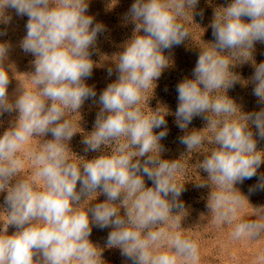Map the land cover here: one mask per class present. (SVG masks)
Segmentation results:
<instances>
[{"label": "clouds", "instance_id": "obj_1", "mask_svg": "<svg viewBox=\"0 0 264 264\" xmlns=\"http://www.w3.org/2000/svg\"><path fill=\"white\" fill-rule=\"evenodd\" d=\"M89 2L0 0V25L5 26L0 36L12 21L8 9L27 16L19 47L34 57V71L24 74L29 88L9 60L11 42H0V116L17 113L0 135L5 206L0 213L7 216L0 226V264H104L103 250L90 240L93 227L111 229L105 248L119 249L130 264H198L199 245L181 229L188 215L180 199L185 182H178L186 171L185 155L162 158L168 115L183 133L178 142L186 153L210 145L195 166L207 173L195 186L210 188V222L234 225L233 241L264 239V206L253 208L236 188L257 177L249 194L264 191V173L258 175L264 150L257 147L264 140V107L243 112L227 95L237 83H251L252 94L264 105V61L253 59L255 45L264 44V0H231L215 10L209 25L214 42L199 46L192 76L176 85L174 113L164 106L145 111L142 103L172 65L165 51L192 38L186 22L193 23L194 14L203 17V10L195 11L199 0H134L124 16L134 24L133 35L114 56L117 78L98 100L86 81L97 66L91 56L98 35L107 29L88 14ZM249 61L254 72L242 81L233 69ZM106 71L113 74L112 67ZM10 72L20 82L14 98L8 93ZM88 100L99 110L93 130L81 140L83 152L112 146L92 159L78 157L69 147L81 129L72 117ZM196 117L206 121L205 128L189 129ZM32 141H37L35 149L28 147ZM25 157L32 168L28 176ZM100 195L106 199L91 203ZM245 204L254 211L239 216ZM9 226L16 229L12 234ZM254 264H264V252Z\"/></svg>", "mask_w": 264, "mask_h": 264}, {"label": "rangeland", "instance_id": "obj_2", "mask_svg": "<svg viewBox=\"0 0 264 264\" xmlns=\"http://www.w3.org/2000/svg\"><path fill=\"white\" fill-rule=\"evenodd\" d=\"M134 0H90L88 14L95 17V21L101 22L106 26V31L98 35L96 49L93 50L91 59L97 66L93 69V74L86 83L94 86L97 92V100L100 92L105 87L116 80L118 73L115 71L114 59L115 55L123 50V44L132 37L134 24L124 19L125 14L130 8ZM231 0H199L196 12L203 10V17L193 15V23L186 22L189 27L192 38L189 37L180 46L173 47L170 53L166 50L165 54L171 56L172 65L164 70L161 77L156 81L153 94L151 91L147 94L148 101H144L142 106L145 111L149 109L155 110L159 106L166 107L171 113L177 108V91L176 85L185 77H191L200 52L199 46H205L204 43L214 42L212 29L209 27L213 20L215 10L221 6H227ZM12 15V21L6 28V35L0 36V42L9 41L12 49L9 53V60L14 63L17 78L25 83L26 87L31 88L30 80L24 74L34 71L31 61L34 57L31 54H25L19 47V42L26 35L25 24L28 17H17L14 10L8 9ZM247 19V18H245ZM5 30L4 25H0V31ZM253 59L256 63L264 61V44L257 43L253 52ZM113 68L111 76L107 73V68ZM241 76L242 81H248L254 72L252 62L249 61L233 69ZM10 76L12 73L10 72ZM19 81L12 76L11 83L8 88L10 98H14L15 90L19 86ZM253 85L251 83H237L230 88L227 95L233 98L240 106L243 112H251L259 110L264 105L257 102V98L252 94ZM152 95V96H151ZM149 108V109H148ZM98 106L92 100L85 102L79 111V115L72 117L75 121H79L81 129L77 132L69 142V147L78 157L83 156L85 159H92L104 152H110L112 146H102L101 153L83 152L84 146L81 143L85 134L93 130ZM17 113L11 115L4 114L0 116V135L9 127V122L15 118ZM74 115V114H73ZM168 126V135L161 141L166 148L162 154L164 159H178L182 154L185 155L184 163L186 171L178 177V182H185V191L180 199L184 202L188 211V215L181 221V229L183 235L191 237L199 245L200 259L198 264H254L255 257L258 253L264 252V239L258 242L253 241H233L230 237L233 226L216 227L210 222L209 211L206 207L207 197L210 192L209 187L197 188L196 181L207 178V173L195 167L199 161H202L204 155L210 147L205 144L201 150L193 153H186L185 146L178 142V137L183 133L175 124L174 115L166 117ZM206 127V121L200 117L193 119L189 125V129H203ZM158 132L160 129H155ZM255 131V129H254ZM44 139H51V136L38 138L40 142ZM37 141H32L28 147L35 149ZM258 149L264 150V140H259ZM31 162L25 157L23 173L25 176L31 174ZM264 173V164L258 169V175ZM146 186H151L152 182L145 177ZM257 183V177L237 184L236 188L244 194L253 208L264 206V191H256L249 194V188ZM79 187V184H78ZM106 197L100 195L91 203L102 202ZM4 194H0V211L5 207L3 204ZM245 204L239 212V216L247 217L253 213L252 207ZM123 211V210H122ZM175 211V210H174ZM254 219V217H249ZM7 219L6 214L0 213V226ZM14 226H9L8 234L15 231ZM111 229L103 230L93 227L90 240L98 245L103 251L101 259L104 264H130L121 256L119 249L105 248L107 235Z\"/></svg>", "mask_w": 264, "mask_h": 264}]
</instances>
